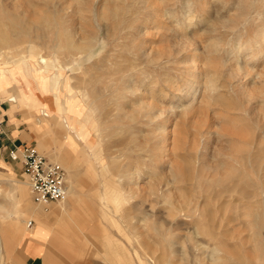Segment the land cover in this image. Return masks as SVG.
Listing matches in <instances>:
<instances>
[{"label":"rangeland","instance_id":"1","mask_svg":"<svg viewBox=\"0 0 264 264\" xmlns=\"http://www.w3.org/2000/svg\"><path fill=\"white\" fill-rule=\"evenodd\" d=\"M191 17L183 33L177 23ZM2 35L10 48L0 49V71L23 64L44 88L74 90L82 137L91 145L94 133L95 151L102 150L93 156L108 193L82 227L98 248L68 257V264H110L100 246L120 264L148 257L264 264V0H0V42ZM204 36L216 50L206 48ZM84 38L96 50L71 53V41L81 45ZM195 46L201 75L190 109ZM170 78L171 98L156 101L151 120L140 104L142 87L160 91ZM125 82L137 95L124 92ZM29 117L16 110L4 118L31 134L35 147ZM5 157L0 152L24 180L21 165ZM4 170L0 165V190L8 192ZM81 179L93 188L90 177Z\"/></svg>","mask_w":264,"mask_h":264},{"label":"crops","instance_id":"2","mask_svg":"<svg viewBox=\"0 0 264 264\" xmlns=\"http://www.w3.org/2000/svg\"><path fill=\"white\" fill-rule=\"evenodd\" d=\"M13 67L0 71V152L6 159L12 148L30 146L31 134L20 127L16 129L4 118L16 110L28 113L32 135L37 136L35 147L50 162L65 167L67 198L47 206L37 204L23 173L24 180L15 178V168L0 159L5 169L2 172L11 183L8 192L0 190V264H68V257L81 256L90 246L98 248L88 240V229L82 227L90 226V212L99 204L103 208L99 200H104L108 191L104 189L105 182L102 185L97 181L100 177L98 156H93L96 154L82 137L84 114L75 98L66 91L62 95L59 87L46 89L40 83L34 84L30 68L23 64L20 70ZM89 161L95 171L85 167ZM82 176L90 177L93 188L88 189ZM100 249L110 264L122 262L113 261L115 257L109 250L102 246ZM118 257H121L119 253Z\"/></svg>","mask_w":264,"mask_h":264},{"label":"bare ground","instance_id":"3","mask_svg":"<svg viewBox=\"0 0 264 264\" xmlns=\"http://www.w3.org/2000/svg\"><path fill=\"white\" fill-rule=\"evenodd\" d=\"M189 11H191V10H184L182 13L184 14L183 16H189ZM159 12L161 13L162 11L159 9ZM169 15H170V13H168V12H165L164 14H162V16H164V17H169ZM173 16V15H172ZM183 17H181V19H182ZM171 19V18H170ZM180 18H179V20H181ZM207 22H208V20L204 23V25L202 26V30H203V32H205L206 31V25H207ZM192 23H193V18L191 17V18H186L185 19V21L181 24V22H178L177 23V27H179V29L184 33L185 32V28L187 29V28H189L191 25H192ZM156 24H157V27H159V24L156 22ZM161 24V23H160ZM148 29V28H147ZM209 30V29H208ZM207 30V31H208ZM180 31V32H181ZM210 31V30H209ZM208 31V32H209ZM203 35V34H202ZM201 35V36H202ZM70 36V35H69ZM186 36H188V35H186ZM200 36V35H199ZM2 37H3V35H2ZM204 37H206V36H204ZM203 37V38H204ZM71 38V37H70ZM72 38H74V37H72ZM201 38V40L200 41H204L203 42V44H205V42H207V46H206V48H212V49H214V50H216L217 49V45H216V43L215 42H210V38H208V37H206L205 39H206V41L205 40H203L202 39V37H200ZM199 38V39H200ZM8 40V39H7ZM89 39H87V38H84L83 39V43H81V45H77L76 43H74V42H72L71 41V43H70V52L71 53H73V51L74 52H78L80 55H83V54H90L92 51H95L96 50V48L98 47V46H96V44H95V42L94 41H91V44L89 43V42H87ZM189 41H191L190 39H189ZM193 41V40H192ZM196 41V40H195ZM194 41V42H195ZM6 40H4V37H3V39H2V42H0V49L2 50V51H4L5 53L7 52V49H9L10 48V46L8 47H6ZM197 42H199V41H197ZM196 43V42H195ZM199 43H202V42H199ZM7 44H8V42H7ZM198 44V43H197ZM200 45V44H199ZM186 49H189L190 48V46H186L185 47ZM197 47L195 46V49L192 51L193 53H194V55H193V59L191 60V63L190 64H188V68H189V70L191 71V81H190V83H188V89L189 90H191L192 91V93H191V95H193L194 97H192L191 98V102H190V104H189V106H188V108H190V109H192L193 108V105H194V103H195V101H196V95L198 94V92H196V90L195 89H198L199 87V85L198 84H196V82H197V78L198 77H200V75H201V71H200V66H199V58H200V54H199V49H196ZM199 48V47H198ZM191 49V48H190ZM37 54H38V51H35ZM191 53V52H190ZM192 53V54H193ZM57 56V55H56ZM190 56H191V54H190ZM192 57V56H191ZM199 57V58H198ZM49 63V58H47V63L45 64V65H49L48 64ZM48 68V67H47ZM58 68H60V67H58ZM29 72V71H28ZM29 73H32V72H29ZM33 74V76H34V79L37 77L36 75H35V72L34 73H32ZM51 74V73H50ZM146 82H151V80H145ZM176 80H174V78H170L168 81H167V84L164 86V87H162V88H160V91L157 89V87H153V88H147L148 86L147 85H144L143 87H142V93H141V100H140V104H142V106H143V108L147 111V113L149 114V116H150V119L151 120H155V119H157L156 117H157V113L159 112V110H158V107H157V103H156V101L157 100H160L162 103H167L168 101V99L169 98H171V93H170V91L171 90H173L174 89V87H173V82H175ZM46 82V81H45ZM49 82V81H48ZM34 83H39L38 82V79H35V82ZM44 83V82H43ZM153 85V84H152ZM124 92L125 91H128V90H130V91H132V93L134 94V95H137V90L134 88V87H132L131 86V84L129 83V82H125L124 83ZM75 95V93H74V90L73 91H71L70 92V94H69V96H74ZM40 97V96H39ZM122 98H126V96L125 95H122L121 96ZM67 99V98H66ZM52 102V101H51ZM62 103V102H61ZM78 103H80V99H78V101L76 102V104H78ZM60 104V103H59ZM57 105H58V103H57ZM117 105H118V103H117ZM56 108V107H55ZM77 108V107H76ZM55 110V109H54ZM72 110V109H71ZM58 112V111H57ZM167 112H169V110H161V116L162 115H164V114H166ZM67 114V113H66ZM67 116V115H66ZM127 118H130L129 116H126ZM159 117V116H158ZM133 119L135 120V118H131L130 120L131 121H133ZM92 121H93V118H90V124L92 123ZM85 122V121H84ZM93 124H94V122H93ZM82 125H85L84 123H82ZM91 129V128H90ZM93 131V130H92ZM69 132V131H68ZM164 133H166V130L164 129V131H163ZM166 135H167V133H166ZM93 136H94V140H92L91 141V145H90V147L92 148V150L94 151V154H98V153H100L102 150H100V151H95V149H97L96 148V146L98 145V143H97V138H96V136H95V134L93 133ZM35 149L41 154V155H43L44 157H45V155L39 150V149H37L36 147H35ZM59 155H60V153H59ZM49 161V160H48ZM50 162V161H49ZM50 163H52V162H50ZM54 165H57V166H59L63 171H64V169H63V167L61 166V165H59V164H57V163H53ZM72 164V163H71ZM85 167L87 168V169H89V170H91L90 172H92V171H95L94 169V165L92 164V162L91 161H89V162H87L86 164H85ZM65 168V167H64ZM83 168V167H82ZM104 169H106V167L104 168ZM108 170V169H107ZM107 170H106V175H107V173H109V171L107 172ZM136 173H134V171L133 170H131V171H129L128 172V175H130V176H134ZM135 180H137V178H135ZM64 182H65V171H64ZM104 189H105V191H107V186L104 184ZM66 198H67V193H66V183H65V198L62 200V201H64V200H66ZM62 201H60V202H62ZM38 204V203H37ZM51 203H48V204H40V205H43V206H47V205H50ZM31 223V222H30ZM137 242V241H136ZM123 245V244H122ZM264 245V244H263ZM124 248H125V250L126 251H128L127 250V248L125 247V246H123ZM130 252H128V254H129ZM155 261V262H154ZM123 262H124V258H123ZM140 262H141V264H163L162 262H157L156 263V260H154V259H152V258H150V257H148V259H143V260H141L140 259Z\"/></svg>","mask_w":264,"mask_h":264},{"label":"built area","instance_id":"4","mask_svg":"<svg viewBox=\"0 0 264 264\" xmlns=\"http://www.w3.org/2000/svg\"><path fill=\"white\" fill-rule=\"evenodd\" d=\"M8 157L12 162L21 165L34 202L48 204L65 198L64 171L50 163L35 147L12 148ZM27 226L30 227L31 223Z\"/></svg>","mask_w":264,"mask_h":264}]
</instances>
